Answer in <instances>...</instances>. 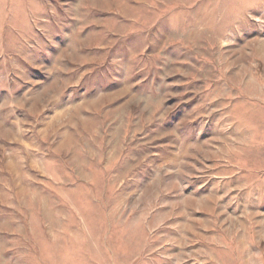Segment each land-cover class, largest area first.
<instances>
[{
    "label": "rangeland",
    "instance_id": "374dc122",
    "mask_svg": "<svg viewBox=\"0 0 264 264\" xmlns=\"http://www.w3.org/2000/svg\"><path fill=\"white\" fill-rule=\"evenodd\" d=\"M0 264H264V0H0Z\"/></svg>",
    "mask_w": 264,
    "mask_h": 264
}]
</instances>
